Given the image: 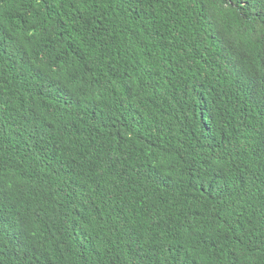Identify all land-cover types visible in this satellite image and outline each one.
Returning a JSON list of instances; mask_svg holds the SVG:
<instances>
[{
    "label": "trees",
    "instance_id": "1",
    "mask_svg": "<svg viewBox=\"0 0 264 264\" xmlns=\"http://www.w3.org/2000/svg\"><path fill=\"white\" fill-rule=\"evenodd\" d=\"M0 264H264V0H0Z\"/></svg>",
    "mask_w": 264,
    "mask_h": 264
}]
</instances>
